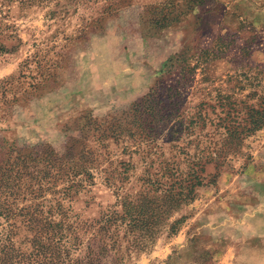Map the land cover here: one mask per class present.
Returning <instances> with one entry per match:
<instances>
[{"label": "rangeland", "instance_id": "1", "mask_svg": "<svg viewBox=\"0 0 264 264\" xmlns=\"http://www.w3.org/2000/svg\"><path fill=\"white\" fill-rule=\"evenodd\" d=\"M0 46V162L46 145L42 197L70 145L79 219L200 180L124 264H264V0H0Z\"/></svg>", "mask_w": 264, "mask_h": 264}, {"label": "trees", "instance_id": "2", "mask_svg": "<svg viewBox=\"0 0 264 264\" xmlns=\"http://www.w3.org/2000/svg\"><path fill=\"white\" fill-rule=\"evenodd\" d=\"M14 150L0 162V264H124L132 253L150 249L163 231L176 232L183 217L169 219L201 184L200 180L184 183L174 192L147 181L153 187H145L132 199L122 196L117 200L120 209L110 207L99 218L84 220L63 201L74 191L75 177L86 173L69 163L75 156L71 145L56 157V174L65 178L66 185L53 191L59 194L55 202L42 197L51 189L40 176L48 167L47 159H42L48 147L38 154L21 147L14 156ZM31 163L37 173L29 170ZM40 166L44 170H38Z\"/></svg>", "mask_w": 264, "mask_h": 264}]
</instances>
